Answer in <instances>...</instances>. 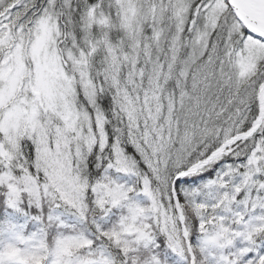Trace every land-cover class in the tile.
Wrapping results in <instances>:
<instances>
[{
  "label": "snow or ice",
  "instance_id": "snow-or-ice-1",
  "mask_svg": "<svg viewBox=\"0 0 264 264\" xmlns=\"http://www.w3.org/2000/svg\"><path fill=\"white\" fill-rule=\"evenodd\" d=\"M0 264H264V0H0Z\"/></svg>",
  "mask_w": 264,
  "mask_h": 264
}]
</instances>
